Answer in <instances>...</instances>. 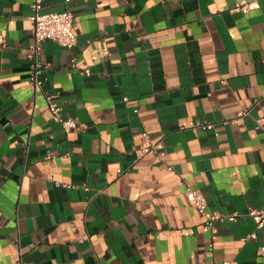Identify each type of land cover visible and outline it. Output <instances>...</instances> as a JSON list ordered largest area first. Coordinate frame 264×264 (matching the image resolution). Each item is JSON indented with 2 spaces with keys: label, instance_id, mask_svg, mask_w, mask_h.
I'll use <instances>...</instances> for the list:
<instances>
[{
  "label": "crops",
  "instance_id": "crops-1",
  "mask_svg": "<svg viewBox=\"0 0 264 264\" xmlns=\"http://www.w3.org/2000/svg\"><path fill=\"white\" fill-rule=\"evenodd\" d=\"M30 3L0 0V264H264L247 215L264 208V0H44L76 45L42 43L36 96ZM143 133L158 147L140 156ZM189 190L241 215L212 239Z\"/></svg>",
  "mask_w": 264,
  "mask_h": 264
},
{
  "label": "built area",
  "instance_id": "built-area-1",
  "mask_svg": "<svg viewBox=\"0 0 264 264\" xmlns=\"http://www.w3.org/2000/svg\"><path fill=\"white\" fill-rule=\"evenodd\" d=\"M258 1V0H254ZM31 15L29 20L33 24V42L29 47L28 58L31 62V74L29 77V86L34 96L40 90L43 80L44 72L48 65L40 60L39 55L42 48V43L46 40H51L61 46L73 48L76 45V36L73 32L74 15L69 10L63 11H44V0H31ZM251 7L246 1L239 2L234 10L247 12ZM49 110L51 111L53 120L62 125L68 131L77 127V124L72 119H64L61 115V108L54 101V96H47ZM202 130H210L213 128L212 124L199 125ZM257 128L264 131V118L257 121ZM144 142L137 147V153L140 156L153 153L157 149V145L149 141L146 133H143ZM188 198L192 202V208L196 210L204 218V229L209 232L212 239L217 235V221L224 219L236 220L241 214L235 212L230 215H223L217 212L209 211L205 197L199 190H189ZM249 216L259 217L257 228H264V208L250 209L247 213ZM256 233H251L244 239L255 238ZM264 254V247L261 248ZM24 264V263H20Z\"/></svg>",
  "mask_w": 264,
  "mask_h": 264
}]
</instances>
